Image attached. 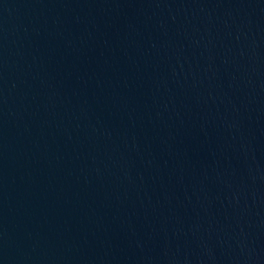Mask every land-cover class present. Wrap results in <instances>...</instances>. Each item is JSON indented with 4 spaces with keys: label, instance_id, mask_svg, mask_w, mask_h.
Masks as SVG:
<instances>
[{
    "label": "water",
    "instance_id": "1",
    "mask_svg": "<svg viewBox=\"0 0 264 264\" xmlns=\"http://www.w3.org/2000/svg\"><path fill=\"white\" fill-rule=\"evenodd\" d=\"M0 264H264V0H0Z\"/></svg>",
    "mask_w": 264,
    "mask_h": 264
}]
</instances>
